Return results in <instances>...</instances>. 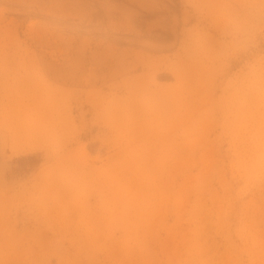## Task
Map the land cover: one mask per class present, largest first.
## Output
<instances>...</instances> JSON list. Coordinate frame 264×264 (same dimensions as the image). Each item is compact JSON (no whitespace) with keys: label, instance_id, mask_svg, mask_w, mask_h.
<instances>
[{"label":"rangeland","instance_id":"1","mask_svg":"<svg viewBox=\"0 0 264 264\" xmlns=\"http://www.w3.org/2000/svg\"><path fill=\"white\" fill-rule=\"evenodd\" d=\"M0 264H264V0H0Z\"/></svg>","mask_w":264,"mask_h":264}]
</instances>
